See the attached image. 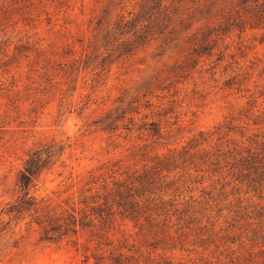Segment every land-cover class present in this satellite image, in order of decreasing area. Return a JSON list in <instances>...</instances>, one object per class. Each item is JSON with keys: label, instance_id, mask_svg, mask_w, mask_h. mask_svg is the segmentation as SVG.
Listing matches in <instances>:
<instances>
[{"label": "rangeland", "instance_id": "374dc122", "mask_svg": "<svg viewBox=\"0 0 264 264\" xmlns=\"http://www.w3.org/2000/svg\"><path fill=\"white\" fill-rule=\"evenodd\" d=\"M0 264H264V0H0Z\"/></svg>", "mask_w": 264, "mask_h": 264}, {"label": "trees", "instance_id": "16d2710c", "mask_svg": "<svg viewBox=\"0 0 264 264\" xmlns=\"http://www.w3.org/2000/svg\"><path fill=\"white\" fill-rule=\"evenodd\" d=\"M53 157L54 154L50 151V148L38 149L29 156L18 177L17 186L21 195L16 202L9 207V215L14 214L21 216L24 213L38 212L37 200L31 196L30 192L36 186V182L40 176L52 166ZM68 219L73 225L79 222L81 226H84L83 221H77L75 216H69ZM37 223L38 225H42L39 221ZM71 224H50L49 228H44L45 239L54 241L57 238L56 233H61L63 228L64 232L67 233L71 230V228H69ZM74 232H76V230H74Z\"/></svg>", "mask_w": 264, "mask_h": 264}]
</instances>
